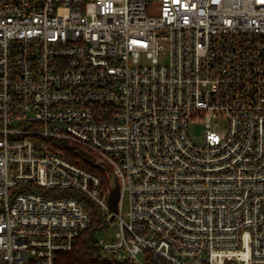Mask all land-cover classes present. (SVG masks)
Instances as JSON below:
<instances>
[{
    "label": "built area",
    "instance_id": "obj_1",
    "mask_svg": "<svg viewBox=\"0 0 264 264\" xmlns=\"http://www.w3.org/2000/svg\"><path fill=\"white\" fill-rule=\"evenodd\" d=\"M73 190L107 260L264 264V0H0V264H60Z\"/></svg>",
    "mask_w": 264,
    "mask_h": 264
},
{
    "label": "trees",
    "instance_id": "obj_2",
    "mask_svg": "<svg viewBox=\"0 0 264 264\" xmlns=\"http://www.w3.org/2000/svg\"><path fill=\"white\" fill-rule=\"evenodd\" d=\"M78 154L77 151L73 152V157H76ZM80 163L98 172L103 178L105 188L110 186V177L96 166L91 155L82 157ZM34 191L40 192L42 190L35 189ZM62 193L64 192L60 194ZM68 193L78 197L83 207L89 212L91 225L79 236L77 243L71 251L58 254V262L60 264H134L132 262H114L102 257L97 244L96 233L98 230L106 227L105 215L102 213L101 208L82 191H67L65 194Z\"/></svg>",
    "mask_w": 264,
    "mask_h": 264
},
{
    "label": "rangeland",
    "instance_id": "obj_3",
    "mask_svg": "<svg viewBox=\"0 0 264 264\" xmlns=\"http://www.w3.org/2000/svg\"><path fill=\"white\" fill-rule=\"evenodd\" d=\"M204 128L205 126L201 122H197L190 127L191 135L194 137L196 141L202 140ZM118 229H119V224L113 221L108 228L98 230L96 233V238L98 240H104L106 242H110L112 238L115 236ZM139 257L143 260L142 253L139 254Z\"/></svg>",
    "mask_w": 264,
    "mask_h": 264
},
{
    "label": "water",
    "instance_id": "obj_4",
    "mask_svg": "<svg viewBox=\"0 0 264 264\" xmlns=\"http://www.w3.org/2000/svg\"><path fill=\"white\" fill-rule=\"evenodd\" d=\"M104 173L110 177V186L108 194V206L115 213L118 211V201L120 198V185L113 173L112 168L103 161L95 163Z\"/></svg>",
    "mask_w": 264,
    "mask_h": 264
}]
</instances>
